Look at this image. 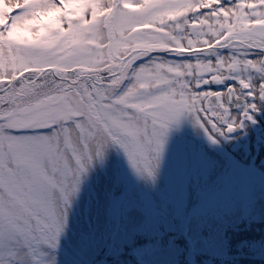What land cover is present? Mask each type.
<instances>
[{
  "label": "snow or ice",
  "instance_id": "6c2138e0",
  "mask_svg": "<svg viewBox=\"0 0 264 264\" xmlns=\"http://www.w3.org/2000/svg\"><path fill=\"white\" fill-rule=\"evenodd\" d=\"M262 109L264 0H0V264H57L109 146L155 184L184 120L217 144Z\"/></svg>",
  "mask_w": 264,
  "mask_h": 264
},
{
  "label": "rangeland",
  "instance_id": "374dc122",
  "mask_svg": "<svg viewBox=\"0 0 264 264\" xmlns=\"http://www.w3.org/2000/svg\"><path fill=\"white\" fill-rule=\"evenodd\" d=\"M228 83L235 81L207 87L219 90ZM254 115L253 124L246 122L217 144L184 120L169 133L155 184L137 176L119 146H109L107 167L98 163L89 170L69 208L67 229L54 250L57 264L76 262L89 237L119 241L133 228L182 233L190 259L195 250L207 264L231 258L223 241L226 230L245 220H264V109ZM116 201L120 215L113 212ZM179 251V243L149 251L144 263L173 264Z\"/></svg>",
  "mask_w": 264,
  "mask_h": 264
},
{
  "label": "trees",
  "instance_id": "16d2710c",
  "mask_svg": "<svg viewBox=\"0 0 264 264\" xmlns=\"http://www.w3.org/2000/svg\"><path fill=\"white\" fill-rule=\"evenodd\" d=\"M143 234L145 232L141 228H133L125 232L119 241L111 240L109 243L101 242L99 236L89 237L79 249L77 261L70 264H145L149 251L168 249L173 243L180 244L173 264H193V261L207 264L197 250L190 259L189 243L180 232L159 228ZM225 235L224 244L233 256L226 261L213 259L209 264H264V220H245L228 228ZM142 240H146L145 244Z\"/></svg>",
  "mask_w": 264,
  "mask_h": 264
},
{
  "label": "flooded vegetation",
  "instance_id": "af4514ba",
  "mask_svg": "<svg viewBox=\"0 0 264 264\" xmlns=\"http://www.w3.org/2000/svg\"><path fill=\"white\" fill-rule=\"evenodd\" d=\"M251 122V121H250ZM254 122H251L250 124H253Z\"/></svg>",
  "mask_w": 264,
  "mask_h": 264
}]
</instances>
